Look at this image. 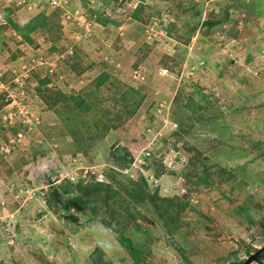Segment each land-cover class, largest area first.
I'll list each match as a JSON object with an SVG mask.
<instances>
[{
	"label": "rangeland",
	"instance_id": "obj_1",
	"mask_svg": "<svg viewBox=\"0 0 264 264\" xmlns=\"http://www.w3.org/2000/svg\"><path fill=\"white\" fill-rule=\"evenodd\" d=\"M263 245L264 0H0V264Z\"/></svg>",
	"mask_w": 264,
	"mask_h": 264
},
{
	"label": "trees",
	"instance_id": "obj_2",
	"mask_svg": "<svg viewBox=\"0 0 264 264\" xmlns=\"http://www.w3.org/2000/svg\"><path fill=\"white\" fill-rule=\"evenodd\" d=\"M45 15L43 13L36 14L33 17L29 19V21L23 23L21 26H17L13 21L12 24L14 25L15 30H17L23 37L26 39L29 38V32L30 30L35 29L38 26H41L44 22ZM262 250V253L264 254V245L260 248ZM244 261V260H243ZM243 261H233L231 264H242Z\"/></svg>",
	"mask_w": 264,
	"mask_h": 264
},
{
	"label": "water",
	"instance_id": "obj_3",
	"mask_svg": "<svg viewBox=\"0 0 264 264\" xmlns=\"http://www.w3.org/2000/svg\"><path fill=\"white\" fill-rule=\"evenodd\" d=\"M258 252L256 254H251L242 264H249L251 260H254L258 257Z\"/></svg>",
	"mask_w": 264,
	"mask_h": 264
}]
</instances>
